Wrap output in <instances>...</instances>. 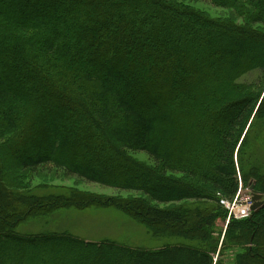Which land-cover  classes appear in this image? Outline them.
<instances>
[{
	"label": "trees",
	"instance_id": "16d2710c",
	"mask_svg": "<svg viewBox=\"0 0 264 264\" xmlns=\"http://www.w3.org/2000/svg\"><path fill=\"white\" fill-rule=\"evenodd\" d=\"M178 1L0 0L6 264H214L215 222L227 219L221 198L233 200L240 181L264 195V80L239 82L255 70L264 79V0H200L241 24ZM45 169L145 198L39 197L22 187L21 172ZM91 206L182 242L132 250L17 233L31 219ZM226 240L249 244L237 264H264V209L232 220Z\"/></svg>",
	"mask_w": 264,
	"mask_h": 264
},
{
	"label": "rangeland",
	"instance_id": "374dc122",
	"mask_svg": "<svg viewBox=\"0 0 264 264\" xmlns=\"http://www.w3.org/2000/svg\"><path fill=\"white\" fill-rule=\"evenodd\" d=\"M178 2L212 19L224 21L231 20L240 24L244 21V17H237L232 10L218 8L210 2L200 0H179ZM259 28L264 30L261 27ZM123 66L126 65L124 64ZM263 80L262 73L255 70L244 75L239 82L253 86H263ZM255 87L258 86H254V88ZM263 98L264 91L260 103ZM245 135L246 132L244 133L241 142ZM133 156L140 163L150 166H153L154 164L153 161L144 154L139 153ZM19 178L22 180V187H24L26 191L39 197L68 196L72 191L103 198L105 201L107 199L138 200L145 198L139 193L121 191L110 187L88 183L77 177L67 176L63 172L55 169L38 170L34 173L23 171L20 173ZM248 187L249 185L247 186L240 181L239 190H241V193H239L247 194ZM262 196L264 199L263 194ZM222 200L225 199L221 198L218 205H216L217 203L215 205L216 207H223L227 212V217H229L228 210H226L225 206L221 204ZM231 201L235 203V198ZM207 203L211 204L210 202ZM250 213L251 217L256 212L251 209ZM214 232L219 241L217 252L214 255V264H237L238 256L245 255L249 244L242 242V240L237 245L230 244V242L226 240L228 232L226 220H222L221 218L216 220ZM17 233L20 236H36L45 233L62 235L67 233L75 238L84 240L85 242L101 243L103 241H109L128 247L132 250H158L167 244L178 245L182 242L177 238H155L147 227L125 215L115 207L108 206L104 208L91 206L82 210H62L45 217L31 219L23 224L18 229ZM237 234L239 235V233ZM256 248L259 251H262L259 247L256 246ZM7 254L8 252L0 254V262L3 264H6L7 262L5 259ZM70 259L72 260V258ZM74 264H78V262L75 260Z\"/></svg>",
	"mask_w": 264,
	"mask_h": 264
},
{
	"label": "built area",
	"instance_id": "2783aa9c",
	"mask_svg": "<svg viewBox=\"0 0 264 264\" xmlns=\"http://www.w3.org/2000/svg\"><path fill=\"white\" fill-rule=\"evenodd\" d=\"M241 190H239L240 192ZM238 194L235 197V203L233 201L222 200L221 204L225 206V209L228 210L229 220H244L250 217V210L252 209L253 201L251 194ZM233 202V203H232Z\"/></svg>",
	"mask_w": 264,
	"mask_h": 264
},
{
	"label": "water",
	"instance_id": "95a60500",
	"mask_svg": "<svg viewBox=\"0 0 264 264\" xmlns=\"http://www.w3.org/2000/svg\"><path fill=\"white\" fill-rule=\"evenodd\" d=\"M250 191L253 194V201H254L252 209L254 210V212L257 213L260 210L264 209V199L262 194L255 190V183L251 184Z\"/></svg>",
	"mask_w": 264,
	"mask_h": 264
}]
</instances>
